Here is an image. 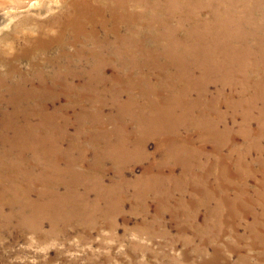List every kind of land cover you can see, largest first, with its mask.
<instances>
[{
    "label": "rangeland",
    "instance_id": "374dc122",
    "mask_svg": "<svg viewBox=\"0 0 264 264\" xmlns=\"http://www.w3.org/2000/svg\"><path fill=\"white\" fill-rule=\"evenodd\" d=\"M87 1L102 10L118 0ZM233 1L235 16L244 17V34H259L264 41V19L257 21L264 0ZM162 2L191 5L193 11L200 8L197 0ZM208 2L221 7L228 0H204ZM39 3L0 0V14L15 16L7 27L0 21V58L7 61L0 64L4 66L0 74L13 72L15 67L29 71L33 61L35 66L45 63L47 75L62 74L45 60L56 56L53 67L70 61L74 72L70 81L76 88L68 95L70 100L66 93L44 96L47 110L30 111L29 119L12 120L8 128L0 126V264H264V242L257 238L264 237V226L252 228L264 220V55H251L249 48L246 53L251 59H236L227 73L222 63L202 74L204 61L196 67L198 52L219 48L214 30L200 26L207 31L202 41L181 44L176 40L196 27L171 26L183 20L181 15L173 18L174 8L167 13L171 27H156L154 15L164 17L163 13L135 7H127L133 17L134 11L139 15L131 30L122 27L118 37L111 31L110 20L100 31L109 41L118 37L115 49L102 44L91 49L90 41L64 40L60 48L49 45L39 50L34 43L19 40L21 34H34L38 27L53 29L47 20L59 14L66 2L59 0L45 18L38 16ZM233 10L229 7L228 14ZM106 13L107 18L119 16L118 9ZM167 37L175 54L185 53L184 64L169 67L164 56L170 43ZM146 42L160 52L134 46ZM251 48L258 52L260 47ZM92 50H102L108 62L98 61ZM19 53L21 62L15 60ZM149 56L151 65L146 60ZM86 69H92L87 73V80L92 77L90 84L84 76ZM196 80L199 83L193 84ZM26 86L30 89L32 84ZM177 94L189 100L170 106ZM128 101L135 105L121 112L120 104ZM95 112L103 121L94 118ZM133 113L142 121L135 123L132 117L130 123V117H122H135ZM157 126L168 135H180L185 143L183 155L173 149L178 147V138L164 142L163 132H153ZM146 134L143 157L133 143ZM125 140L132 143L131 154L123 147ZM8 144L16 147L11 153ZM164 154H169V162ZM59 158H66L61 165H71V174L30 183L43 159L50 164ZM158 164L166 174L159 173ZM170 172H174L173 179ZM158 174L160 188L149 187ZM111 184L124 191L121 203L113 204L116 198L110 199L106 191L108 201L93 208V201L104 192L99 189ZM219 195L222 201L216 200ZM244 211L249 212L245 218Z\"/></svg>",
    "mask_w": 264,
    "mask_h": 264
},
{
    "label": "bare ground",
    "instance_id": "6f19581e",
    "mask_svg": "<svg viewBox=\"0 0 264 264\" xmlns=\"http://www.w3.org/2000/svg\"><path fill=\"white\" fill-rule=\"evenodd\" d=\"M65 8L59 13L55 14L54 16L50 17L47 20V24H49L53 29H41L38 27L37 32L32 33H22L19 40H26L28 42L34 43L39 50L51 45V46H57L60 48V43L64 40L74 43V42H82V44H85L87 41H90L93 46L91 49H93L97 44H102L106 49L109 45L113 49H115V46L117 44V40L121 31L122 27L126 28L127 30L132 29V25H136L138 23V13L134 11V16L127 11V7L135 8H143L144 11L148 12L150 9L154 10L157 14H164V17H160L158 15H154L153 19V25L156 27H169L170 26V17L167 15L172 8H174L175 14L173 18L177 19L178 15H181L183 17V20H178L176 24H171V26H177L183 28H190L192 29V26L196 27V30L192 32H185L184 37L178 38L176 41L179 43H183L184 40H193L197 39L202 41L204 38L201 36L202 34H206L207 31L200 29V26H208L210 29L214 30L215 36L213 37L214 41H216L217 47L214 50H212L210 53H203V50H199V58H198V66H203L204 61V69L202 71V74H204V70L206 69H217L219 66L224 63L227 65L225 68V72H228V67L231 62H236V59L241 60V58L250 60L251 58L246 53L247 50L250 48V51L252 52L251 55H257L262 54L264 55V41L260 37L259 34H254L253 36L249 37V35H245L244 33H247L246 30H244V17H236L234 14V8L235 3L233 0H228V3L224 6L218 7L212 5L210 2L207 4H204V0H197L199 3V10L193 11V6L187 5L182 6L183 3L180 5H177L176 3L173 4L172 2L163 4L162 0H157L156 2H150L149 0H118L117 2H114L115 5L112 4H105V7L100 10L98 6H89V2L87 0H65ZM144 2V3H143ZM225 2V0H224ZM59 5V0H40L39 8H40V14L38 16L45 18L46 16H50L53 11L56 9V7ZM180 7V8H179ZM231 7L233 10V14H228V8ZM178 8V10H177ZM215 8L214 10H212ZM119 16L112 15L111 18H107V10H117ZM222 9V10H221ZM264 9L262 7L259 8V12H261L258 17L257 21L264 19V12H262ZM92 11V12H91ZM6 12V11H5ZM195 12V14H191ZM3 14H0V21L3 23L4 27H7V25L12 22L15 18L11 17V15H7V12ZM191 14V15H190ZM204 14H206L204 16ZM93 15L94 17H91ZM173 15V14H172ZM188 16H191L189 20L186 21V18ZM112 20L113 22V28L111 31L115 34H117V38L113 41H109L111 39H108L106 37L101 36V29H106L109 21ZM247 22V21H245ZM238 24V28L236 29L234 26L235 24ZM33 25H37V19H33ZM170 26V27H171ZM168 35L172 37L171 32L168 31ZM174 34L181 35L179 31H175ZM130 37L136 38L133 35ZM147 38H149V35H147ZM168 40L170 39L167 37ZM263 39H264V33H263ZM150 40H154V38H150ZM168 48L165 49L164 56L166 57V60L169 64V67H177L185 63L186 55L183 51H180V53L177 55L172 51L171 46V39L169 40ZM257 42V43H253ZM253 45L259 46L258 52H255L251 47ZM137 48L141 49L142 51L145 49L148 53H159L160 48L157 46H150L149 42L143 43L142 45L135 44ZM34 47V46H33ZM3 52V51H1ZM38 53V52H37ZM92 53L96 56L98 61L102 62L104 65L108 62L106 61V58L104 57V53L98 50H92ZM6 54V51H5ZM62 54H65V51L62 50ZM37 56V54H36ZM35 56V57H36ZM55 57L47 56L45 60L48 61L49 65L52 69H54L57 73L54 75H47V68L45 63L41 62L39 66H35L36 64H31L29 71L23 70L22 68L15 67L13 72L7 71L6 73L0 74V126L3 128H8L11 126L10 122L12 120L20 121L19 119L27 120L29 119L28 112L30 111H40V110H47L49 102L45 100V97H51L56 98L60 94L66 93L65 95H72V93L75 90V84L70 81V79H73L74 72L72 70V65L70 61L65 60V62H61L60 67H53L56 66ZM60 58L66 59L64 56H60ZM205 58V60H204ZM15 60L17 62H21L23 60V55L19 53L17 56H15ZM35 60V58H34ZM147 63L149 65L152 64L153 59L151 56L146 57ZM6 60L3 58H0V64L6 65ZM0 65V66H2ZM4 67V66H2ZM92 70V69H89ZM88 70V71H89ZM184 69H181L183 71ZM84 72V76L87 80V73ZM185 71V70H184ZM73 74V75H72ZM93 74V73H92ZM91 75V74H90ZM94 75V74H93ZM199 79L201 77L197 75ZM42 79V80H41ZM87 82L90 84V81H92V77L89 76ZM95 79V78H94ZM49 80V81H48ZM191 79L188 78V81ZM32 84V87L30 89L27 88V84ZM194 83H199L198 80L194 81ZM36 84V85H35ZM29 96V98H27ZM38 96H41L42 98L39 99ZM45 96V97H44ZM69 100L71 99V96H68ZM74 101V99H72ZM189 99L183 98L182 95L177 94V99L175 101V104L170 106H176L181 105L185 101ZM129 103H122L120 104V107L122 108L121 112L124 111L123 107H129L132 108L135 105L134 101H128ZM150 106V105H149ZM11 110L12 112H10ZM126 111V110H125ZM131 111V109L129 110ZM134 111V110H133ZM137 111V109H136ZM135 114V117L128 114H123V119L130 117V123H137L138 121H142L137 113ZM36 116V115H35ZM132 117L133 122H132ZM46 118V117H45ZM94 118L96 120H102L101 114L99 112H95ZM33 119V118H32ZM149 121L148 119H146ZM103 121V120H102ZM94 127H97L98 124H94ZM154 133H160L163 132L165 134L164 142L166 141H175L178 138V147H173L174 152H180L181 155L184 154L185 143L181 141L180 135H168L170 134L167 132V130L162 126H157L153 130ZM16 134L20 133V130L15 132ZM149 136V134H146L143 136V138L140 140H136L137 142H134L133 144L137 145V149L135 151L140 152L143 157L146 156V149H144L145 140ZM128 137L130 139H134V136L131 134H128ZM161 143V145L165 143ZM10 143H13V141H10ZM9 144L7 145V149L11 153L12 149L16 148L15 146L10 147ZM132 144V143H131ZM127 143L125 140L123 143V147L128 154H131L132 151H130L129 146L131 145ZM166 161L169 162L171 160L169 154H164ZM17 159V158H16ZM66 160V158H65ZM65 160L63 158H59L56 160V163H50L46 164L43 161L38 164L39 173L33 174L30 183H38L41 180H49V181H55L59 177V175H67L70 173L71 165L62 166V162L65 163ZM11 161V160H10ZM12 162V161H11ZM73 163H75L74 160H72ZM79 163V162H76ZM161 166L159 164L157 165V168L160 169ZM150 172H147L148 174ZM160 174H166L161 173V169L159 170ZM160 174H158L156 177L153 178V181L149 187L154 189L160 188ZM171 175L172 179L174 177V172L167 173ZM158 178V179H157ZM62 181V179H60ZM99 190H102V195L100 196V200H94L93 201V208L97 207L100 204V201H108L106 197V191L110 193V199L116 198L113 204L116 203L118 205V201L121 196L124 195V191L121 190L120 186L117 184H111V185H104ZM50 191V190H49ZM52 196H55L53 194H50ZM56 198V196H55ZM218 201H222L221 196H218ZM109 209V207H108ZM110 211V210H109ZM250 213H254V210L252 207L250 208ZM248 213L242 212V217H246ZM264 215V214H263ZM256 217H260V215H256ZM261 224L264 226V220H262L259 224L255 223L252 225L253 229H259ZM264 234V233H263ZM260 239V241L264 242V237L257 235Z\"/></svg>",
    "mask_w": 264,
    "mask_h": 264
}]
</instances>
